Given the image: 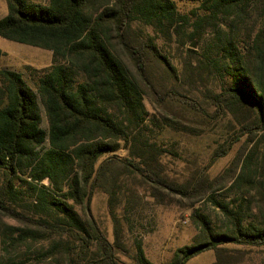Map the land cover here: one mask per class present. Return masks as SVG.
I'll list each match as a JSON object with an SVG mask.
<instances>
[{"label": "trees", "instance_id": "trees-1", "mask_svg": "<svg viewBox=\"0 0 264 264\" xmlns=\"http://www.w3.org/2000/svg\"><path fill=\"white\" fill-rule=\"evenodd\" d=\"M5 1L0 37L51 51L53 65L38 71L37 91L23 74L0 69V238L7 255L0 264H126L118 255L128 249L116 210L125 205L132 232L141 191L156 204L174 194L192 207L206 200L222 215L215 222L196 208L198 234L167 264H188L207 251L215 252L212 264H264V0H193L200 6L188 38L201 43L210 33L213 44L205 59L188 49L184 73L133 31L140 21L168 39L180 33L190 16L180 15L172 0ZM3 56L0 49V62ZM153 62L175 81L204 67L232 84L210 92L208 109L161 89L149 72ZM146 98L157 105L153 114ZM170 104L190 114L167 111ZM166 130L188 137L234 130L208 168L245 137L240 171L231 174V166L211 179L204 170L186 182L172 177L163 159L178 148L159 141ZM225 188L236 198H219ZM97 190L109 195L114 243L91 215ZM134 248L131 264H155L139 235Z\"/></svg>", "mask_w": 264, "mask_h": 264}, {"label": "rangeland", "instance_id": "rangeland-1", "mask_svg": "<svg viewBox=\"0 0 264 264\" xmlns=\"http://www.w3.org/2000/svg\"><path fill=\"white\" fill-rule=\"evenodd\" d=\"M48 2L49 0H44ZM177 6L180 15L190 16V24L185 25L181 32H176L171 39L165 38L162 33L157 32L151 26H144L140 21H135L133 26L134 33L141 39L146 41L151 39L159 47V49L166 54L173 65L182 72L187 61V50L192 49L197 51L196 58L205 59L203 53L213 44L212 35L209 33L206 39L199 43L197 40H190L189 34L194 30V18L192 11L199 8L200 3L193 0H172ZM8 14V5L5 0H0V19ZM186 42V46L181 42ZM196 44V48H192V44ZM0 49L4 52V56L0 62V69H11L23 74L28 84L37 91L36 78L39 76L40 70L50 68L53 65V53L48 50L28 46L25 44L15 43L0 37ZM194 60V59H193ZM199 63V62H198ZM197 64V61H194ZM149 72L158 86L163 89H172L176 93L186 96L193 100L198 105L211 109L210 92H223L229 89L232 84L231 78L227 75L225 77L214 76L210 74L207 69L202 67L198 69L197 74L190 78L186 75L178 81L173 79L171 73L163 72L160 64L153 62L149 67ZM166 82H169L168 84ZM164 95V94H162ZM170 95V94H169ZM168 96H166L167 98ZM168 99V98H167ZM170 101V100H168ZM146 106L151 114L154 113L153 108H157L153 99L146 98ZM43 110L44 121L43 127L48 130V122ZM167 111L184 114L189 113L188 110L173 105H168ZM190 114V113H189ZM191 117V115H190ZM239 129V128H238ZM216 131L208 132L198 137H188L186 135L178 134L174 131L166 130L162 133L159 141H164L168 144L169 149L178 148V155H168L164 157L163 162L166 164L170 175L181 178L182 182L191 179L194 173L206 170L209 177L214 179L223 173L227 168L235 166L231 174L237 175L242 166V158L240 152L243 148L245 137L239 142L235 143L230 152L219 158L210 168L208 164L213 155V151L224 142L225 139L233 134L234 130L223 133H214ZM235 133V132H234ZM125 156L126 151L119 153ZM232 179L230 178L226 186H230ZM142 195L143 200L136 215L133 219L134 230L131 232L128 224L124 221L125 205H119L116 210L118 218L123 224V240L128 249L127 253H118L119 258L126 264L132 263V258L135 255L134 239L137 235L142 237L144 249L147 257L155 264H167L173 257L175 251L186 245L192 244L194 237L198 234V229L192 221V214L196 208H201L204 213L208 214L215 222L222 219V215L214 205L207 203L206 200L196 203L192 207V202H189L180 194H174L172 197H166L163 203L156 204L155 200L149 193ZM219 198L227 201L236 198V192H228L227 188L218 192ZM79 210V209H78ZM81 211V210H80ZM83 213V211H81ZM91 215L98 223L99 227L106 235V237L114 243L115 241V227L111 217L109 208V195L106 192L97 190L93 193L91 202ZM11 224H16L12 220H8ZM0 256L7 257L2 250V243L0 238ZM32 256V255H31ZM35 258V256H32ZM263 255H258L257 261L261 260ZM18 259V262L25 261ZM215 261V252L207 251L188 262V264H212ZM259 263V262H258ZM29 264H38L37 261ZM44 264H57L55 260H49Z\"/></svg>", "mask_w": 264, "mask_h": 264}, {"label": "water", "instance_id": "water-1", "mask_svg": "<svg viewBox=\"0 0 264 264\" xmlns=\"http://www.w3.org/2000/svg\"><path fill=\"white\" fill-rule=\"evenodd\" d=\"M192 48H196V44L194 42V44L191 45Z\"/></svg>", "mask_w": 264, "mask_h": 264}]
</instances>
